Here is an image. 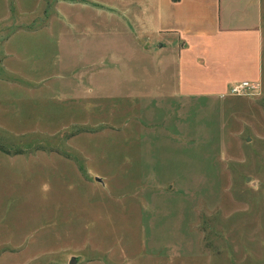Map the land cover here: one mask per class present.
Listing matches in <instances>:
<instances>
[{
  "label": "rangeland",
  "instance_id": "rangeland-1",
  "mask_svg": "<svg viewBox=\"0 0 264 264\" xmlns=\"http://www.w3.org/2000/svg\"><path fill=\"white\" fill-rule=\"evenodd\" d=\"M124 11L0 0V264H264V38L255 89L173 96Z\"/></svg>",
  "mask_w": 264,
  "mask_h": 264
},
{
  "label": "crops",
  "instance_id": "crops-1",
  "mask_svg": "<svg viewBox=\"0 0 264 264\" xmlns=\"http://www.w3.org/2000/svg\"><path fill=\"white\" fill-rule=\"evenodd\" d=\"M262 6V0H124L131 35L150 50L160 42V63L174 67L173 96H222L234 84L260 82Z\"/></svg>",
  "mask_w": 264,
  "mask_h": 264
},
{
  "label": "built area",
  "instance_id": "built-area-1",
  "mask_svg": "<svg viewBox=\"0 0 264 264\" xmlns=\"http://www.w3.org/2000/svg\"><path fill=\"white\" fill-rule=\"evenodd\" d=\"M255 84H251L249 82H240L237 84H234L231 88H230V94L231 95H243L244 93H246L247 91L253 90L255 89Z\"/></svg>",
  "mask_w": 264,
  "mask_h": 264
},
{
  "label": "water",
  "instance_id": "water-1",
  "mask_svg": "<svg viewBox=\"0 0 264 264\" xmlns=\"http://www.w3.org/2000/svg\"><path fill=\"white\" fill-rule=\"evenodd\" d=\"M96 179H97V181L101 182L99 178H96ZM75 261H76L75 258H71L69 264H74Z\"/></svg>",
  "mask_w": 264,
  "mask_h": 264
},
{
  "label": "trees",
  "instance_id": "trees-1",
  "mask_svg": "<svg viewBox=\"0 0 264 264\" xmlns=\"http://www.w3.org/2000/svg\"><path fill=\"white\" fill-rule=\"evenodd\" d=\"M173 1H177V0H173Z\"/></svg>",
  "mask_w": 264,
  "mask_h": 264
}]
</instances>
